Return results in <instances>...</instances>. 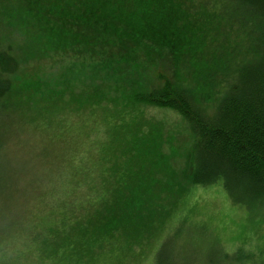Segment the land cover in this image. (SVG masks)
Instances as JSON below:
<instances>
[{
    "label": "trees",
    "instance_id": "1",
    "mask_svg": "<svg viewBox=\"0 0 264 264\" xmlns=\"http://www.w3.org/2000/svg\"><path fill=\"white\" fill-rule=\"evenodd\" d=\"M41 1L49 9L37 2L30 15L55 35L56 46L61 43L63 52L70 48L74 53L78 47V53L86 57L90 49L78 41L69 44L64 39H71L70 35L105 41L106 55L111 54L107 60L118 61L107 64L105 71L131 62L154 73L156 79L149 85L142 82L122 97V107L111 101L101 112L126 132V138L118 141L116 155L102 157L98 145L91 146L93 153L85 152L83 139L67 137L53 147L59 159L54 156L57 166L49 169L32 158L37 160L33 150L41 126L30 125L41 108L37 99L46 94L59 100L53 91L56 86L71 93L74 86L68 90L64 88L69 87L67 79L58 82L48 75L19 82L21 61L28 57L23 44L19 41L21 47L16 50L0 41V205L8 199L2 193L12 185L26 184L27 198L35 194L22 220L17 223L16 218L2 228L4 232H18V244H31L61 264H99L109 258L137 262L145 257L154 229L183 210L196 186L220 185L231 204L247 212L261 210L264 216V0H203L200 5L209 9L194 15L170 14L165 9L154 16L145 9L149 0ZM37 5L40 10L32 13ZM29 45L25 41V49ZM133 51L141 59L144 51L165 59L176 54L178 67L167 77L159 72L163 69L158 60L154 68L143 60L129 61ZM81 61L90 68L88 58ZM92 89L98 93L101 84ZM142 106L181 118L192 142L188 171L177 173L165 164L159 136L162 126L142 117L137 111ZM95 113L77 114V122L69 119L74 122L70 127H80ZM66 120L53 124L60 128ZM151 122L156 123L158 134L149 128ZM76 146L79 152L75 153ZM68 159L70 167L64 172ZM180 223L184 224L182 216ZM237 254L222 257L236 264L255 262L249 254Z\"/></svg>",
    "mask_w": 264,
    "mask_h": 264
},
{
    "label": "rangeland",
    "instance_id": "2",
    "mask_svg": "<svg viewBox=\"0 0 264 264\" xmlns=\"http://www.w3.org/2000/svg\"><path fill=\"white\" fill-rule=\"evenodd\" d=\"M76 1L84 3L87 0ZM202 1L186 0L187 4L182 2L176 5L173 0H149L145 9L151 14L150 16L158 12L162 15L164 12L161 11L165 9H167L166 12L170 10V14L175 12L194 15L195 12L209 9L205 5H200ZM37 2L42 8L49 9L46 4H41V0H0V41L11 43L16 50L21 47L19 41L23 44V50L28 57L21 61L17 75L19 82L39 77L45 78L48 75L49 79L58 82L61 79H67L70 84L69 87L64 86V88L71 90L74 86V92H67L56 86L53 91L59 94V100H51L46 94H42L37 99L41 108L34 118L35 123L27 124L39 126L41 123L39 136L36 133L38 139L35 141L36 148L33 150L37 160L32 154L31 156L35 164L42 162L45 168L52 169L57 166L55 158L59 159L53 151L58 139L64 140L67 137L75 139L76 136L78 140H84L85 152L88 150L93 153L95 147L91 148V146L98 145L96 147L99 148L101 156L109 159L117 154L118 141L123 136L126 138V132L121 130L118 122L101 112L106 110L104 108L111 106L109 103L111 101L122 107L124 104L122 99H125L127 93L141 87L142 82L151 84L156 77L154 73L144 70L142 66H132L131 62L129 64L125 62L119 70L116 66L110 71H105L103 68H106L107 64H115L117 60H107L108 55H111H106L104 46L107 42L93 40L86 34V37L70 35L71 39H64L69 41V44L73 41H78V44L86 43L90 48L86 57L78 53V47L74 49L76 50L74 53L70 48L63 52L61 43L56 46V41L59 40L55 38V35L46 30V27L41 28L35 16L30 15V8L33 9V4ZM156 2H165L169 7H163ZM39 6L37 5L32 13L39 11ZM27 18L29 21L25 20ZM194 21L200 22L198 19ZM64 40L63 43H65ZM25 41H29L30 44L27 49L24 47ZM97 46H100V50ZM121 52L123 54L122 49ZM130 54H134V51ZM130 57L129 61L135 63L137 60H143L145 65L151 68L155 67L154 61H160L163 71L159 72L167 77H171L173 69L178 67L176 54L174 57L167 55L165 59L160 55L156 58L152 53L147 54L144 51L142 59L137 53ZM83 58H88L92 62L90 68L86 62L81 61ZM108 75V78L103 79ZM96 83L101 84V91L93 93L92 87ZM121 93L124 94L121 95ZM116 97H119L118 102ZM90 111H95L96 117H86L80 127H70L74 122L69 119L75 121L77 114L83 116ZM137 111H140L142 117L146 119L153 118L160 122L162 126L161 132L159 126L161 153L165 158V164L177 173L181 170L188 171L190 162L187 160L191 154L192 142L181 118L170 111L148 106H142ZM57 119L68 120L64 121L60 128H56L58 124L54 125L53 122ZM150 124L149 128L154 135L158 134L156 123ZM85 145H90V149ZM18 152L21 154L20 151ZM76 152H79L78 147ZM66 154L70 159L72 156L70 149ZM157 155H159L158 152ZM69 159L63 165L64 172L70 167ZM160 160L164 165L161 157ZM25 187L26 184L23 183L15 187L12 185L2 193V196H8V199L0 205V264H61L53 261L47 254L35 250L31 244L23 246L18 244L16 240L17 237L19 238L18 232L15 233L13 230L4 232L5 230L2 229L15 222L16 218L18 223V220H22V217L26 215L28 208L32 207L35 194L27 198L28 189ZM164 188L167 190V185ZM37 205L34 206V210ZM181 216L184 217V224L180 223ZM154 230L156 231L148 244V251L139 261L131 262L123 258L110 260L109 258L99 264H236L232 259V262L224 261L222 256L228 254L230 257L237 253L238 256L249 254L255 260V262L252 261L253 263L246 261L245 264H261V256L264 259V252L261 255L262 248L264 249V216L261 210L255 213L247 212L244 208L231 204L220 185L193 188L183 210L174 215L169 222L161 224ZM160 250L162 259L158 260Z\"/></svg>",
    "mask_w": 264,
    "mask_h": 264
}]
</instances>
